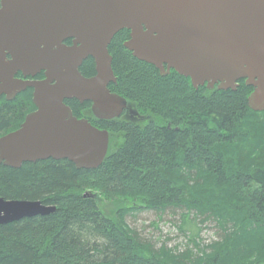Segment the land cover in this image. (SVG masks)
Masks as SVG:
<instances>
[{
    "label": "trees",
    "instance_id": "obj_1",
    "mask_svg": "<svg viewBox=\"0 0 264 264\" xmlns=\"http://www.w3.org/2000/svg\"><path fill=\"white\" fill-rule=\"evenodd\" d=\"M128 37L121 30L108 46L116 79L108 89L145 120L90 119L114 137L95 170L51 159L0 165L1 198L54 207L0 225V264H264V112L248 108L252 89L239 81L234 91L194 90L173 71L161 77L123 47ZM79 72L94 74L90 58ZM30 97L1 99L0 132L17 128ZM64 103L88 118V103ZM140 209L178 213L181 233L213 222L221 239L196 256L157 250L125 223Z\"/></svg>",
    "mask_w": 264,
    "mask_h": 264
},
{
    "label": "water",
    "instance_id": "obj_2",
    "mask_svg": "<svg viewBox=\"0 0 264 264\" xmlns=\"http://www.w3.org/2000/svg\"><path fill=\"white\" fill-rule=\"evenodd\" d=\"M123 29L129 31L124 48L161 76L174 70L194 89L220 91L244 81L252 88L248 108L264 111V0H0V95L9 100L31 88L37 106L20 129L0 137V164L18 168L52 159L78 170L101 165L107 131L73 117L63 101L90 102L98 120L127 108L107 88L115 83L108 45ZM87 58L94 66L90 77L78 70ZM40 72V82L13 80L17 73ZM53 211L40 201L0 198V225Z\"/></svg>",
    "mask_w": 264,
    "mask_h": 264
},
{
    "label": "rangeland",
    "instance_id": "obj_3",
    "mask_svg": "<svg viewBox=\"0 0 264 264\" xmlns=\"http://www.w3.org/2000/svg\"><path fill=\"white\" fill-rule=\"evenodd\" d=\"M127 118L132 121L145 120L143 116L130 114ZM132 117V118H131ZM114 138V137H111ZM94 197L100 208L105 212L112 213V206L96 193H89ZM90 196V195H89ZM113 205V204H111ZM139 209L138 207H135ZM126 225L137 232L142 239L149 242L157 250H167L172 253H190L194 256L201 255L202 252H208L207 246L213 242L220 241V236L213 222L201 223L195 222L197 232L191 233L188 229L184 233L178 230L180 219L178 213L168 210L155 212L151 210L140 209L129 213L125 218Z\"/></svg>",
    "mask_w": 264,
    "mask_h": 264
},
{
    "label": "flooded vegetation",
    "instance_id": "obj_4",
    "mask_svg": "<svg viewBox=\"0 0 264 264\" xmlns=\"http://www.w3.org/2000/svg\"><path fill=\"white\" fill-rule=\"evenodd\" d=\"M67 44H71V43L69 42V43H67ZM15 77H16L17 79H22V80L40 81V80L43 79V74H42V73H39V74L35 75L34 77H23V75H22L21 73H18V74L15 75ZM27 90L30 91V93H31L30 100H31V104H32V109L29 110V111H27V112H25L24 115H23V117H22V120H21V122L19 123V125L17 126V128H16V129H13V130H10L9 132L16 131L17 129H19L20 126H21V124L23 123V121H24L26 115H29V114H31V113H33V112L36 111V107H35V105H34L33 102H32V91H31V89H26V90H24V91H27ZM24 91H21V92L17 93V94L13 97V99L16 98V96H18L20 93H22V92H24ZM1 99L6 100V96H5L4 94H1V95H0V101H1ZM13 99H11L10 101H12ZM126 116H128V115H125V117H126ZM9 132H0V135H5V134H7V133H9ZM47 160H48V159H47ZM36 162H37V161H36ZM34 163H35V162H34Z\"/></svg>",
    "mask_w": 264,
    "mask_h": 264
}]
</instances>
